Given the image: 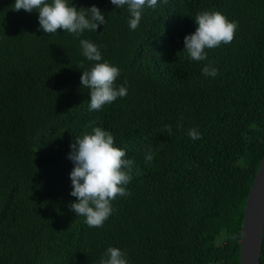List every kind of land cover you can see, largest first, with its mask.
Listing matches in <instances>:
<instances>
[{"label":"trees","instance_id":"trees-1","mask_svg":"<svg viewBox=\"0 0 264 264\" xmlns=\"http://www.w3.org/2000/svg\"><path fill=\"white\" fill-rule=\"evenodd\" d=\"M14 3L0 0V264H99L110 246L128 264H239L244 206L264 155V0H168L145 9L135 31L126 5L69 0L106 19L79 38L45 33L37 11ZM202 11L238 27L231 43L193 61L183 41ZM81 39L120 69L117 88L127 82V95L98 111L80 83L96 63ZM206 65L218 74L203 75ZM94 127L133 160L131 194L111 202L99 228L69 208L70 144Z\"/></svg>","mask_w":264,"mask_h":264},{"label":"clouds","instance_id":"clouds-1","mask_svg":"<svg viewBox=\"0 0 264 264\" xmlns=\"http://www.w3.org/2000/svg\"><path fill=\"white\" fill-rule=\"evenodd\" d=\"M120 8L127 6L130 13L129 28L135 31L141 22L145 9L155 10L167 5L168 0H111ZM23 9L26 12L37 11L40 28L47 34L57 33L58 29L79 38L85 31H96L104 25V14L96 6L77 9L69 0H15L14 11ZM195 32L184 37V50L193 61L207 59L206 48L219 47L222 43L229 44L235 36L237 21H229L219 11L198 12L195 17ZM83 56L95 61L90 70L82 71L80 83L90 91L91 110H100L104 105L111 104L117 98L127 95V82L118 88L115 81L120 69L107 60H102L99 47L87 39H81ZM83 67V63H81ZM202 74L215 77L217 69L206 65ZM165 130L171 132L170 126ZM191 139L200 138L196 129H190ZM68 154L74 165L70 172L72 191L70 195L76 202L69 205L76 216L85 217L86 224L91 228L102 227L105 220L113 213L112 201L117 197L129 196L126 186L132 180V159H125L126 151L114 146V137L100 127H94L91 133H84L70 144ZM154 157L151 149L145 152L144 159L150 162ZM99 264H128L127 254L116 247H108Z\"/></svg>","mask_w":264,"mask_h":264},{"label":"water","instance_id":"water-1","mask_svg":"<svg viewBox=\"0 0 264 264\" xmlns=\"http://www.w3.org/2000/svg\"><path fill=\"white\" fill-rule=\"evenodd\" d=\"M264 237V155L250 186L241 224L239 264H260Z\"/></svg>","mask_w":264,"mask_h":264}]
</instances>
